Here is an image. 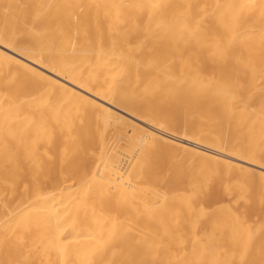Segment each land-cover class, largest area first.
<instances>
[{"label":"bare ground","instance_id":"1","mask_svg":"<svg viewBox=\"0 0 264 264\" xmlns=\"http://www.w3.org/2000/svg\"><path fill=\"white\" fill-rule=\"evenodd\" d=\"M263 159L264 0H0V264H264Z\"/></svg>","mask_w":264,"mask_h":264},{"label":"rangeland","instance_id":"2","mask_svg":"<svg viewBox=\"0 0 264 264\" xmlns=\"http://www.w3.org/2000/svg\"><path fill=\"white\" fill-rule=\"evenodd\" d=\"M152 109V112L154 115L158 116V118L161 119H167V123L163 124L161 127L167 128L172 132H175L179 135H184L187 137H192V132H191V127L193 123L197 120V113L195 111L189 112L188 110L185 109L184 104H178L173 101L169 102L167 99L163 97H156L153 98L150 103L148 104V108ZM161 133H164L167 136H170L174 139H177L181 142H184L186 144L192 145L194 147L201 148L203 150L216 153V151L203 147L199 144L183 140L181 138L175 137L173 135H170L164 131H160ZM228 137V133H222V138L226 140ZM160 153V158L162 161L166 164L171 163L174 166H181L187 170H191L195 167V164H191L188 159L193 156L195 160L201 159L200 155H197L194 153V151H185L182 149L181 146L179 145H174L169 142H165L163 144V148L161 149ZM191 154V155H190ZM188 158V159H187ZM264 163V159H263ZM166 164V165H167ZM238 172V171H237ZM215 178V177H214ZM210 185L208 189V193L205 197L204 205L206 207H209L212 209L215 204H220V203H226L230 204L233 201L234 196H230L228 194H225L221 191L218 181L217 180H222L223 182L229 184L233 179H238V173L231 176H227L222 179H217ZM237 207L239 209L242 208L241 204H237ZM261 213V212H259ZM257 214L250 215L249 219L253 220ZM202 230L205 229V226L201 228Z\"/></svg>","mask_w":264,"mask_h":264}]
</instances>
